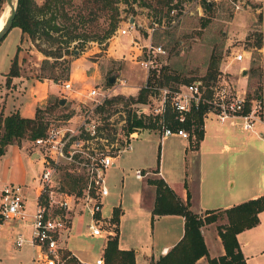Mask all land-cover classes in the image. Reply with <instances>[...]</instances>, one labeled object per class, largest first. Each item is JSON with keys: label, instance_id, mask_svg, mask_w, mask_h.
Listing matches in <instances>:
<instances>
[{"label": "rangeland", "instance_id": "obj_1", "mask_svg": "<svg viewBox=\"0 0 264 264\" xmlns=\"http://www.w3.org/2000/svg\"><path fill=\"white\" fill-rule=\"evenodd\" d=\"M36 1L42 4L45 0ZM208 1L211 2L209 8L205 6V0H117L115 4L119 10V21L116 30L109 38L102 41L86 39L78 43L75 40L66 49L63 46L65 45V35L52 42V39L43 34L24 44L23 40H20L18 50L26 51L28 56L24 55L22 63L24 67L28 66L35 77L48 78L59 84L69 78L72 59L83 54L82 60L88 66L86 71L89 78L85 83L88 85L87 89L96 85L113 90V93L105 98L103 110L97 113L99 133L108 136L106 141L108 143L114 142L118 138V143L123 142L121 144L124 145V142L128 143L131 140L126 129L128 111H135L141 104L140 102H131L128 98L137 94L139 88L146 83L148 76H150L149 94L155 98L159 97L162 87H175L180 83L192 80H201L206 93L211 86L218 84L225 86L230 94L245 92L246 98L264 96V0ZM5 3L6 1L3 5ZM81 3L82 0H65L64 10L71 14ZM85 13L87 14L85 26L78 27L83 33L103 34L104 30L110 26V12L106 9L93 7L86 9ZM131 17H133V22L130 20ZM128 22L133 23V27L129 26L127 33H119L120 28L128 27ZM82 29L87 30L83 31ZM18 30L17 26H12L0 40V45L3 46L7 42L15 44L19 41ZM14 44L10 49H13ZM150 44L161 46V50L152 53L148 50ZM45 50L53 53L48 55ZM242 51L244 58L236 60L233 57L234 54ZM212 53L217 59L218 69L214 77L204 78ZM141 61H146L147 66ZM112 73L115 74V77L114 81L110 82L108 76ZM120 94L124 96L120 101H107L108 98ZM84 98H86L85 101L80 102L78 106L91 105L94 102L85 92ZM61 105L64 106H55L51 109L46 115L48 120H56L58 117H65V113L75 112V108L72 109L66 104ZM209 112L205 114L204 118L208 136L203 146L217 147L221 145V141L214 133L222 131L227 134V130L230 131L232 127L228 121L219 122L215 119L214 114ZM260 118L261 121H264V111L260 114ZM150 120L153 121L152 118ZM157 127L155 123L154 127L137 129L139 136L132 141L134 148L119 152L112 165L106 170L105 178L110 190L109 195L104 197L106 211L110 209L111 201H115L120 196L122 176L128 182L127 187H131V190L127 187L124 188V196L128 199H132L135 189L141 183L142 179L138 180L131 176L128 165L140 164L144 156L145 160L151 163L152 167L149 169L156 168L159 150L158 145L155 146L156 139L159 138V128ZM233 128L239 138L237 137L238 139L234 141L228 136L227 141L231 145L236 144L237 149L222 155H207V160L204 157L202 163L203 184L210 186L222 182L223 179L216 176L215 173L222 172L225 167H229L227 172L235 178V188H238L239 184L251 180L257 183L260 176L262 178L264 170L263 141L257 136H251V131L241 130L239 124ZM134 135L136 134L134 133ZM168 136L162 147V155L165 150L166 158L170 157L167 155L168 150L181 146L180 140L186 139L177 135ZM28 140L22 138L20 141L14 140L13 142L19 147L26 144L31 148ZM92 140L94 147L100 146L101 139L99 137ZM144 142H148L150 147H141ZM190 145L198 146L196 142H191ZM214 163H217L216 167L211 166ZM67 168L68 165L61 162L57 179L60 180L64 189L75 191L83 183V179H79L80 183L77 182L75 189L68 188L63 180L66 178L65 173L72 172H69ZM26 169L27 173L24 178H15L25 181L21 183H26L28 186L25 190L26 217L15 222L12 220L5 222L0 227L2 234L7 233L6 230L10 227L23 233L24 237H29V214L34 202L32 186L35 185L34 181H31V177L33 170L37 167L29 169L27 166ZM150 175L143 178H154L153 175ZM57 179L55 180L57 181ZM146 191L147 189L143 188V192ZM213 213L216 214V217L208 223L217 222V229L226 224L225 221L223 222V219L226 218L224 212L215 210ZM85 220H87L86 215H76L74 230L76 228L85 230ZM201 228L202 225L200 230ZM85 237L87 240L93 239L91 236ZM25 246L23 245V247ZM258 260L264 261V257L255 261L258 262ZM4 263L8 264V261H4Z\"/></svg>", "mask_w": 264, "mask_h": 264}, {"label": "crops", "instance_id": "obj_2", "mask_svg": "<svg viewBox=\"0 0 264 264\" xmlns=\"http://www.w3.org/2000/svg\"><path fill=\"white\" fill-rule=\"evenodd\" d=\"M17 27L20 34L19 41L15 44L14 42H7L3 46L0 45V111L4 115L18 112L22 116L33 117L37 107H43L49 98L55 99L57 97H66L64 104L76 109L80 102L85 101L84 92L88 87L85 84L89 78L86 71L88 66L82 60L83 54L71 61L68 79L71 81L73 89L66 90L61 84L48 78L35 77L28 66L24 67L22 59L28 55L25 50H18V45H20V40H23L24 44L30 41V38L25 32H22L19 26ZM11 43L15 45L13 49H10L11 45L13 46ZM15 55L18 72L10 75L8 72ZM204 127L206 129L204 136L197 143V147L191 146L188 139L180 140L181 146L168 150L167 155L170 156L168 158L165 157V150H163L162 155V147L169 136L162 139L157 137L155 146L158 145L159 154L157 155L156 168L149 169L152 167L151 163L145 160L146 158L143 156L140 164L127 166L129 173L135 177L134 169L142 168L150 170L154 178L162 177L182 201L188 200L190 209L199 215L205 214L208 209L223 210L263 194L264 170L262 178L260 176L257 183L254 180L247 181L239 184L238 188L234 187L236 181L233 175L227 172L229 167H225L224 172L215 173L216 176L223 179L222 182L210 186L203 184L202 163L204 157L207 160V155H222L235 151L237 149L236 144L231 145L227 138L230 136L234 141L239 138L231 126L232 129L227 130V134L222 131L214 133L217 135L216 137L220 138V146L204 147L203 144L208 136L205 119ZM137 135L139 136V134ZM251 136H257L258 139L262 140L264 147V121L259 120L256 123ZM137 137L131 139L130 149L134 148L132 141ZM148 146V142L141 144L143 148ZM35 153L36 151L26 144L19 147L14 142L8 143L4 153L0 156V182H25L15 178H24L27 173L26 168L29 166V169L37 167V169H32L31 181L35 183V176L42 167L39 157ZM216 164L211 166L216 167ZM123 178L122 176L120 196L115 201H111L110 209L107 211L103 201L102 210L104 214L111 215L115 207L119 208L118 247L120 249H133L136 264H151L181 239L184 232V217L176 213L152 215L156 195L155 185L148 182L146 178L135 177V179L142 180H140L139 187L135 189L132 199H128L124 196V188L126 189L128 182ZM127 188L131 190L130 186ZM143 188H146L147 191L143 192ZM258 217V223L237 233V239L247 264H264V261H255L264 257V209L259 211ZM225 219L223 222H227V218ZM8 221L11 220L5 222ZM216 223H207L201 228L208 254L211 257L219 256L225 252ZM73 225H75L74 228L66 238L68 250L83 263L93 264L98 256L103 255L107 238L89 235L86 228L85 230H78L77 228L74 230L76 223ZM6 232L2 234L0 231V264H5L4 261H8V264H30L33 248L29 244H24L25 247L23 245L15 247L13 239L18 231L9 227ZM85 236H91L93 239L87 240ZM72 238L75 239L71 240ZM192 264L209 263L206 256H201Z\"/></svg>", "mask_w": 264, "mask_h": 264}, {"label": "built area", "instance_id": "obj_3", "mask_svg": "<svg viewBox=\"0 0 264 264\" xmlns=\"http://www.w3.org/2000/svg\"><path fill=\"white\" fill-rule=\"evenodd\" d=\"M127 25V28H120L119 33H127L129 26L133 27V23L128 22ZM148 50L155 53L161 50V46L150 44ZM233 57L242 60L244 52H237ZM141 63L147 66L146 61ZM61 85L66 90L73 89L69 79ZM144 86L150 87L147 80ZM112 91V88L90 86L85 93L94 101L91 105H79L69 116L49 120L41 135L28 140L42 167L32 186L34 202L29 214V237L18 232L13 245L21 247L29 244L33 248L30 264H78L73 262L74 258L82 262L66 246V238L73 229L76 215L87 216L84 225L89 235L108 239L117 234L118 222L112 219L113 212L106 215L102 210L104 197L109 194L105 172L119 152L131 148V140L124 142V145L121 144L123 142L118 143V138L108 143V136L99 133L96 106L110 96ZM148 97L149 100L141 103L135 111L155 121L161 139L168 135H178L190 143L197 142L194 125L191 123L187 128L181 123L200 103H206V113L210 111L219 122L228 121L231 126L239 124L241 130L251 132L261 120L260 114L264 110L261 97L246 98L245 92L230 94L225 86L218 84L211 86L208 94L201 80L183 82L175 87L165 86L160 88L158 98L152 94H148ZM167 110L173 113V119L181 125L172 127L168 124L165 117ZM137 134V129L129 132L130 139L137 137ZM98 137L101 144L94 147L92 139ZM61 162L68 165L69 172L83 178L77 190L64 189L57 179ZM150 173V170L134 169L137 178L146 177ZM27 187L25 183L0 182V225L7 220L19 221L26 217ZM93 264H105L104 256H98Z\"/></svg>", "mask_w": 264, "mask_h": 264}, {"label": "trees", "instance_id": "obj_4", "mask_svg": "<svg viewBox=\"0 0 264 264\" xmlns=\"http://www.w3.org/2000/svg\"><path fill=\"white\" fill-rule=\"evenodd\" d=\"M4 2L5 0H0V14L4 9ZM64 3L65 0H45L42 4L37 3L36 0H18L12 26H19L22 32H25L31 40H35L45 34L47 38L52 39V42H54L60 36L65 35V45L63 46H65L66 49L75 40L77 43L85 41L86 39H97L98 41L105 40L109 38L117 28L119 21V10L118 6L115 4L117 0H82V3L77 6L71 14H68V11L64 10ZM204 4L207 8L211 6V2L208 0H205ZM93 7L103 8L110 12V26L104 30L103 34L83 33L78 29L79 26H85L87 17L85 13L86 9H91ZM82 30L86 31L87 29ZM45 52L48 55L53 53L47 52L46 50ZM217 69V59L214 53H212L204 78L214 77ZM17 72L18 65L15 55L8 74L13 75L17 74ZM149 82L150 76L147 78V84ZM149 91V88L143 85L139 88L136 95H131L128 99L131 102L143 103L147 100ZM209 92L210 90H208V93ZM123 97L124 96L120 94L108 98L107 101H120ZM258 97L263 99L264 109V96ZM59 99V97L53 100L49 98L45 106L36 108L33 117L22 116L18 112L4 115V113L0 111V156L4 153L8 143L14 140L20 141L22 138L30 140L35 136L41 135L49 121L46 115L55 106H64L59 103ZM104 101L96 106L97 112L103 110ZM206 111L207 104L200 103L199 106L193 109L192 113L187 116L186 121L181 123L187 128L193 123L194 131L197 136L196 143L204 136L203 124ZM128 112L127 133L136 129L154 127L155 121H151L150 118L143 113L136 111ZM70 113H65L64 116L67 117ZM165 117L170 126L177 127L181 125L173 119V113L171 111L167 110ZM65 177L63 182L67 184L70 189H75L77 182L79 181L80 183L79 179L82 178L72 173H65ZM148 182L154 184L156 189L152 215L176 213L184 217V232L181 239L165 254L152 261L151 264H192L201 256H206L209 264H247L237 239V233L258 223V213L264 209V193L223 210H219L224 212L227 218L226 224L218 227V233L221 237L225 252L219 256L211 257L208 254L200 226L212 221L216 217V214L213 213L215 210L208 209L206 210L207 214L203 216L199 215L190 209L188 200L182 201L162 177L150 178ZM112 215V219L118 222V207L113 209ZM103 256L105 264H136L133 249H120L118 247L117 234L107 239ZM72 260L74 263L85 264L83 262H77L75 258Z\"/></svg>", "mask_w": 264, "mask_h": 264}, {"label": "water", "instance_id": "obj_5", "mask_svg": "<svg viewBox=\"0 0 264 264\" xmlns=\"http://www.w3.org/2000/svg\"><path fill=\"white\" fill-rule=\"evenodd\" d=\"M5 1L6 3L12 4V0H5ZM17 4H18V0H16L15 5H13L12 9L10 10V14L6 17L3 26L0 28V40L3 38L4 34L10 30V28L13 25V20H14L16 10H17ZM130 20L133 22V17H131ZM114 77H115V74L112 73L108 76V80L112 82L114 81ZM65 101H66V97H60L59 99L60 104H64ZM36 156L38 157L37 154Z\"/></svg>", "mask_w": 264, "mask_h": 264}, {"label": "bare ground", "instance_id": "obj_6", "mask_svg": "<svg viewBox=\"0 0 264 264\" xmlns=\"http://www.w3.org/2000/svg\"><path fill=\"white\" fill-rule=\"evenodd\" d=\"M16 0H12V4L5 3L4 9L0 14V28L3 26L6 17L10 14V10L12 9L13 5H15Z\"/></svg>", "mask_w": 264, "mask_h": 264}]
</instances>
